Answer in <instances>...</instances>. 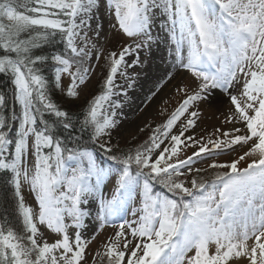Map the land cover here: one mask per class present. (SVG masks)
Segmentation results:
<instances>
[{
    "label": "snow or ice",
    "instance_id": "6c2138e0",
    "mask_svg": "<svg viewBox=\"0 0 264 264\" xmlns=\"http://www.w3.org/2000/svg\"><path fill=\"white\" fill-rule=\"evenodd\" d=\"M108 4L133 43L109 53L101 94L74 119L53 101L43 66L51 62L57 88L67 74L66 95L79 96L91 71L85 63L102 52V25L92 27L98 0H0V74L14 86L11 101L0 93V172L10 174L19 221L0 217V264H86L88 255L92 264H264V0ZM57 36L63 52L37 54ZM161 41L175 71L188 72L196 86L176 89L182 100L148 141L117 153L111 147L121 107L112 100L119 94L115 78ZM127 56L135 57L131 64ZM174 78L166 74L167 81ZM217 91L228 97L230 107L220 115L232 128L198 137L199 105H211ZM96 145L107 153L106 167ZM237 146L245 149L237 159H214ZM188 148L196 150L181 158ZM246 158L247 167H238ZM23 183L35 194L36 209L25 204ZM90 223L98 227L88 236ZM105 226L116 230L89 253ZM42 228L56 238L49 242Z\"/></svg>",
    "mask_w": 264,
    "mask_h": 264
},
{
    "label": "rangeland",
    "instance_id": "374dc122",
    "mask_svg": "<svg viewBox=\"0 0 264 264\" xmlns=\"http://www.w3.org/2000/svg\"><path fill=\"white\" fill-rule=\"evenodd\" d=\"M96 18L92 21V27L95 29L96 24L102 25L101 35L98 40V48L102 49L100 53V59L95 58L93 55L90 61L85 63V67L91 68L90 74L87 78V82L83 86H78L79 96L77 98H71L66 95L67 88L70 86L71 80L67 74L62 75L61 86L59 90L62 94L66 95L72 101L78 103H84L85 99L91 94L96 87L99 86L103 77L105 80L107 72L109 70V61L106 57L109 53L115 51L119 53L126 45L132 44L133 40L124 35L119 30L118 22L114 15V9L109 6L108 0H98V6L94 7ZM115 25V27H113ZM154 32L160 33L159 28H155ZM89 36L96 39L93 32H89ZM135 59L134 56H127L126 60L129 64ZM140 63L135 67H129L126 75L117 74L115 83L118 86V95L113 96L112 100L120 103L121 107L116 109L117 119L119 127L113 132L111 147L113 149H126L129 143L141 132L147 134V139L152 135L153 129L162 124V121L169 115L182 100L181 94L177 92V88L180 86H189L194 88L196 81L191 75L181 70L176 72L172 67L173 58L169 55L168 45L163 41L159 43V46L154 45L150 51L142 50L139 53ZM75 71V66L73 67ZM123 71V69H121ZM174 73V79L167 81L166 74ZM155 92V96L151 94ZM126 93V95L124 94ZM222 94L223 99L219 96L217 100H214L211 105L208 103H201L199 108L202 110V118L198 121V127L195 130L196 135L207 136L213 132L215 127L219 126L221 130H228L232 128L231 124L222 123V112H226L230 107L228 97L223 92L217 91V94ZM151 97V99H148ZM221 99V100H220ZM107 106V105H106ZM143 129V131H141ZM176 128L174 131H178ZM194 148H188L181 154V158L184 156L192 155L195 151ZM245 149L236 147L235 151H230L227 154L214 157V159L221 162H230L237 159L239 155H242ZM96 155V154H95ZM99 163L103 166H107V163L100 160L96 155ZM34 158H29V167L31 168ZM251 162L250 158H246L241 161L238 167H247V164ZM209 161L195 165V167H206ZM115 182L114 176H109L105 183L108 185V189L111 190ZM21 194L24 197L26 205L36 209L38 207L35 201V194L31 191L28 184L23 183L21 186ZM138 206V205H136ZM127 219L131 220L133 217L129 212ZM96 223H90L86 231V235L91 236L97 229ZM115 228L111 226H105L103 231H96V239L90 244L88 252L91 253L96 250L106 238L111 236L115 232ZM45 231L49 242L55 239V234ZM253 241L250 240L251 244ZM92 255H88L86 264H92Z\"/></svg>",
    "mask_w": 264,
    "mask_h": 264
},
{
    "label": "trees",
    "instance_id": "16d2710c",
    "mask_svg": "<svg viewBox=\"0 0 264 264\" xmlns=\"http://www.w3.org/2000/svg\"><path fill=\"white\" fill-rule=\"evenodd\" d=\"M65 49V45L63 41L60 39L59 36L56 37L55 41L49 45H45L43 48L37 50V54H43V55H50L53 53H60L63 52ZM43 74L48 80V91L55 103H57L62 109L69 111L72 113L73 118H83V113L87 111V108L89 106V103L96 97L97 95H100L102 92V86L104 84L103 77L100 78L101 81L99 83V86L94 89V91L91 92V94L85 99L84 103H78L76 101H72L69 99L66 95L62 94L59 88L55 87L54 79H55V72L54 68L51 65V62H49L48 65L43 66ZM14 86L11 82V77L8 74H0V93H4L7 95L9 101L12 100V93H13ZM16 111H19V106H16ZM168 117V115H167ZM162 121V123L165 122L166 118ZM15 127V125H14ZM145 133L147 132H141L139 133L134 140H132L126 149H113V151L119 153V152H126L129 150H135L138 146L144 144L147 139V134L145 136ZM207 138V136H204ZM86 139V137H85ZM95 152L100 155L103 159L107 160V153L100 149L98 145L94 146ZM109 162V161H108ZM194 175V174H193ZM213 173H205L204 179L205 180H211L213 178ZM9 176L10 174H5L0 172V217H3L4 219L10 221L13 225H17L19 223L18 217H17V200L14 195V190L12 188V185L9 182ZM191 176L188 177V180H191ZM155 190L157 192H160L162 194L166 193V190L163 189L160 185H155ZM170 195V194H169Z\"/></svg>",
    "mask_w": 264,
    "mask_h": 264
},
{
    "label": "bare ground",
    "instance_id": "6f19581e",
    "mask_svg": "<svg viewBox=\"0 0 264 264\" xmlns=\"http://www.w3.org/2000/svg\"><path fill=\"white\" fill-rule=\"evenodd\" d=\"M217 96H219L221 99H223V96H222V94L220 95V93H219V94H217V95H216V98H215V100H217V99H218V97H217ZM221 99H220V100H221Z\"/></svg>",
    "mask_w": 264,
    "mask_h": 264
}]
</instances>
